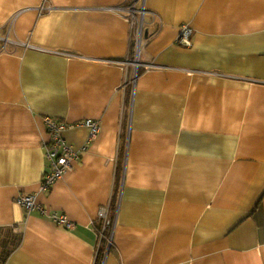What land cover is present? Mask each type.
<instances>
[{
	"label": "crops",
	"instance_id": "crops-1",
	"mask_svg": "<svg viewBox=\"0 0 264 264\" xmlns=\"http://www.w3.org/2000/svg\"><path fill=\"white\" fill-rule=\"evenodd\" d=\"M133 1L0 0L1 264H264V0Z\"/></svg>",
	"mask_w": 264,
	"mask_h": 264
},
{
	"label": "built area",
	"instance_id": "built-area-1",
	"mask_svg": "<svg viewBox=\"0 0 264 264\" xmlns=\"http://www.w3.org/2000/svg\"><path fill=\"white\" fill-rule=\"evenodd\" d=\"M140 0H134L133 6L128 10L131 16L139 14H145V10L139 11L136 9V5ZM121 8L119 9V11ZM144 16V15H143ZM193 30L188 26L181 28L178 44L181 46L188 47L191 45ZM142 36L138 39V44H135L137 50H139ZM138 67L137 64H135ZM89 128V140L94 141L100 133L101 127L95 120H87L81 124ZM47 128L49 133V142L45 144V152L47 160L49 161V170L44 178L42 184V190L44 192H50L51 188L73 168V163L80 159V154L68 144L64 138V133L69 128L66 122L57 119H47ZM15 203L24 207L29 212H40L41 214H48L49 217L53 218L55 222L70 227L67 218L65 216H59L55 212H47L37 203V197L33 194H21Z\"/></svg>",
	"mask_w": 264,
	"mask_h": 264
},
{
	"label": "rangeland",
	"instance_id": "rangeland-1",
	"mask_svg": "<svg viewBox=\"0 0 264 264\" xmlns=\"http://www.w3.org/2000/svg\"><path fill=\"white\" fill-rule=\"evenodd\" d=\"M145 14H140L139 16H141V20L139 22H137V30L135 28V36H134V41L136 42V45L139 43L138 42V39L140 37V35L143 37V34H144V30H143V27L145 25V22H144V16Z\"/></svg>",
	"mask_w": 264,
	"mask_h": 264
},
{
	"label": "trees",
	"instance_id": "trees-1",
	"mask_svg": "<svg viewBox=\"0 0 264 264\" xmlns=\"http://www.w3.org/2000/svg\"><path fill=\"white\" fill-rule=\"evenodd\" d=\"M11 246L17 247L18 244L15 243V244H12ZM7 255H8V252H4V253L2 254V257H1V259H0V264L6 261L5 258H6Z\"/></svg>",
	"mask_w": 264,
	"mask_h": 264
}]
</instances>
